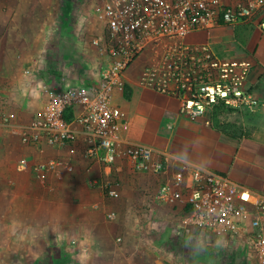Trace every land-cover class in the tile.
Instances as JSON below:
<instances>
[{
    "label": "crops",
    "instance_id": "crops-1",
    "mask_svg": "<svg viewBox=\"0 0 264 264\" xmlns=\"http://www.w3.org/2000/svg\"><path fill=\"white\" fill-rule=\"evenodd\" d=\"M24 2L46 8L54 4V0H0V216L12 210L20 216L23 206L30 210L23 215L30 214V221L21 231L51 233L50 246L68 252L62 263L212 264L207 253L224 256V240L207 242L194 233L190 207L183 200L172 202L157 194L186 161L264 195V33L258 22L220 26L189 38L193 44H210L222 58L254 63L248 86L257 103L243 116L254 117L260 125L249 136L228 140L207 120L181 116L177 99L139 85L142 61L127 73L131 97L127 100L119 91L115 97L128 113L120 137L168 155L166 173L153 176L134 171L123 155L110 168L87 157L83 136L63 149H40L22 142V128L44 103L41 82L60 86L87 82L94 75L88 70L86 77L72 66L76 74L65 70L62 77L45 80L48 67L38 56L53 50V14L42 23L35 14L20 16ZM40 74L44 76L38 78ZM22 158L45 169L19 173L16 167ZM108 187L116 189L120 198H109ZM237 249L231 264H246L244 251Z\"/></svg>",
    "mask_w": 264,
    "mask_h": 264
},
{
    "label": "built area",
    "instance_id": "built-area-1",
    "mask_svg": "<svg viewBox=\"0 0 264 264\" xmlns=\"http://www.w3.org/2000/svg\"><path fill=\"white\" fill-rule=\"evenodd\" d=\"M91 6L79 29L101 58L94 65L75 68L86 77L88 70H94V75L87 82L60 86L41 82L44 103L22 128L25 145L63 149L83 136L86 156L107 168L123 155L138 173H166V153L120 137L128 113L115 97L118 91L124 93L127 73L139 61L144 64L139 85L177 99L180 115L191 121L207 120L219 106L242 112L256 105V95L248 86L254 63L222 58L210 44H193L189 38L203 30L253 20L264 33V0H91ZM44 169L27 158L16 167L19 173ZM107 196L120 198L109 187ZM157 197L183 200L190 207L196 235L207 242L225 241L221 245L226 247L223 255L228 264L237 247L244 251L246 264H264V195L209 168L182 161L180 172L161 185Z\"/></svg>",
    "mask_w": 264,
    "mask_h": 264
},
{
    "label": "rangeland",
    "instance_id": "rangeland-1",
    "mask_svg": "<svg viewBox=\"0 0 264 264\" xmlns=\"http://www.w3.org/2000/svg\"><path fill=\"white\" fill-rule=\"evenodd\" d=\"M20 8L18 15L27 17L35 14L41 23L53 14L54 33H51L53 39L50 40V48L53 50L50 49L49 54L38 56L48 67L44 77L46 81L62 77L65 70H69L72 75L76 74V69H70L72 66L94 65L100 60L101 55L97 49L87 44L88 37L82 36L79 29L80 23L92 12L91 0H54V4L47 8L41 3L31 6L30 3L24 2ZM33 74L35 77L37 70ZM246 111L250 110L241 112L219 106L210 112L207 120L212 127L223 131L226 139L238 140L249 136L257 125H260V121H256L254 117L243 116ZM12 212L14 211H9V215L0 216V264H69L62 263L68 258L67 251L50 246L51 233L37 229L21 231L30 221V214L23 215L30 213V210L21 207L20 216L17 217ZM208 254L212 264H226L222 254Z\"/></svg>",
    "mask_w": 264,
    "mask_h": 264
},
{
    "label": "trees",
    "instance_id": "trees-1",
    "mask_svg": "<svg viewBox=\"0 0 264 264\" xmlns=\"http://www.w3.org/2000/svg\"><path fill=\"white\" fill-rule=\"evenodd\" d=\"M130 88H129V86H126L125 87V90H124V97L127 99V100H129L130 99ZM221 133L223 134V131H221ZM226 138V137H225Z\"/></svg>",
    "mask_w": 264,
    "mask_h": 264
},
{
    "label": "snow or ice",
    "instance_id": "snow-or-ice-1",
    "mask_svg": "<svg viewBox=\"0 0 264 264\" xmlns=\"http://www.w3.org/2000/svg\"><path fill=\"white\" fill-rule=\"evenodd\" d=\"M245 198H247V197H245Z\"/></svg>",
    "mask_w": 264,
    "mask_h": 264
}]
</instances>
